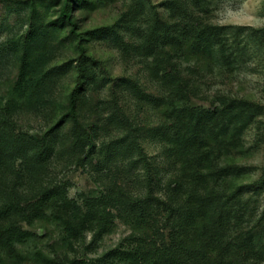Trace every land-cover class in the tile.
I'll return each mask as SVG.
<instances>
[{
	"label": "rangeland",
	"instance_id": "obj_1",
	"mask_svg": "<svg viewBox=\"0 0 264 264\" xmlns=\"http://www.w3.org/2000/svg\"><path fill=\"white\" fill-rule=\"evenodd\" d=\"M80 83L86 130L56 126ZM0 155V209L43 200L0 264H174V240L264 264V0H0ZM240 192L241 228L220 214Z\"/></svg>",
	"mask_w": 264,
	"mask_h": 264
},
{
	"label": "trees",
	"instance_id": "obj_2",
	"mask_svg": "<svg viewBox=\"0 0 264 264\" xmlns=\"http://www.w3.org/2000/svg\"><path fill=\"white\" fill-rule=\"evenodd\" d=\"M84 53V49H82ZM86 56L84 55L82 59L79 61L77 68H78V80H81L84 74L83 69V63L86 61ZM81 82V81H80ZM82 83L78 84L77 87L73 90L70 96V103H69V109L67 113L62 117L61 120L57 123L56 126H60L64 119L69 118L76 127L80 129H85L84 125L81 123L79 119V93L78 91L81 89ZM22 87V86H21ZM19 85L16 87L15 92L19 90ZM56 126L54 128H56ZM53 129H51L50 132H52ZM136 134H134L135 136ZM88 138L90 141H92V137L87 133ZM21 137V136H19ZM26 137V136H25ZM29 138H19L14 140V145L12 146L11 153L14 154H20V148L23 144L25 139H30L31 141H35L37 143V139L33 137L32 135H28ZM91 146H93L91 144ZM40 146V148H42ZM1 155H0V162H1ZM148 164V162H147ZM147 177H148V195L145 203H149L150 200L153 201L154 205H156L159 208H162L167 212V216L169 219H171L174 228H178L180 226V220L178 217H181L184 215L181 211V207L179 205L174 204L173 202H170L168 200H164L160 198L158 195H155L153 193V177L151 175L150 167H147ZM52 192V191H51ZM243 193H238V197H232L229 196L226 199L223 200V203L221 204L220 208V214L227 215L229 218H232L236 221L235 226L241 228V226L244 224H249L250 222H253V217L255 216L254 213L247 214V204L241 203V195ZM240 195V196H239ZM3 205L0 209V216L3 218H10L14 216L15 214H18V218H21V220L13 218L11 220H5V223L0 224V248L6 250L7 254L15 258V262L17 261L16 258H18L21 255V247H25L27 245H30L33 241L36 239V235L32 233L30 230L26 229L22 222H30L31 212L33 211V216H37V214H40L42 209L43 200L40 199V201H36L34 203L28 204L26 208H21L20 202L13 197V195H9L6 199L3 200ZM136 207L137 209L144 208L145 205L140 206V204L137 203ZM135 207V208H136ZM22 217H25L23 219ZM33 219V218H31ZM255 219V218H254ZM200 222V221H199ZM263 222V228H264V217L262 219ZM179 223V224H178ZM243 225V226H244ZM242 226V227H243ZM254 237H258L259 239L264 240V235H261L260 233H255L253 235ZM259 242V241H258ZM158 252V258L169 256L172 259L171 262H174V264H194L192 261L194 258L190 259L191 257H197L201 261H205L207 264H218L216 259L211 258V254L208 251L204 250V247H200L197 250L191 249V251H186L185 249L179 248L177 246V241L174 240L172 244L169 245H160L159 248L157 247ZM213 259V260H212ZM219 260V259H218ZM220 261V260H219ZM238 261H234L232 264H238Z\"/></svg>",
	"mask_w": 264,
	"mask_h": 264
}]
</instances>
